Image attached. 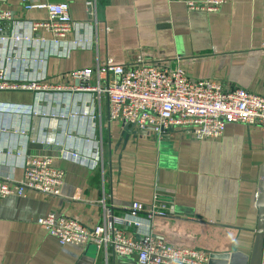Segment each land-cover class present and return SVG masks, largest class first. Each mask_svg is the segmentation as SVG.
<instances>
[{
    "label": "crops",
    "instance_id": "0c3cea01",
    "mask_svg": "<svg viewBox=\"0 0 264 264\" xmlns=\"http://www.w3.org/2000/svg\"><path fill=\"white\" fill-rule=\"evenodd\" d=\"M23 1L0 0L16 13L0 26V67L25 85L0 91V176L21 181L24 160L47 155L65 180L59 196L28 190L0 197V264H139L110 247L61 245L38 223L53 212L93 228L105 214L122 219L136 206L168 216L148 221L143 211L141 228L119 226L129 237L150 233L204 251L209 260L234 252L249 256L264 127L229 123L214 140L179 128L158 136L111 121L106 96L68 88L76 84L74 71L145 62L264 94V0H227L214 13L174 0H25L69 4L73 27L59 44L46 31L31 30L30 22L48 13L25 10ZM18 35L31 40L18 41ZM33 84L65 90L30 89Z\"/></svg>",
    "mask_w": 264,
    "mask_h": 264
},
{
    "label": "built area",
    "instance_id": "2783aa9c",
    "mask_svg": "<svg viewBox=\"0 0 264 264\" xmlns=\"http://www.w3.org/2000/svg\"><path fill=\"white\" fill-rule=\"evenodd\" d=\"M183 2L191 11L217 12L227 0H174ZM25 10H46L48 18L31 21L33 32L50 34V41L59 44L72 30L73 19L69 4L22 3ZM16 13L0 2V23L12 21ZM1 29V28H0ZM29 41V37L16 36ZM49 40H47L48 42ZM75 44L81 43L76 40ZM76 84L69 91H95L108 98L111 121L134 125L138 130L160 135L165 129H184L198 140L220 138L229 123L264 127V94L240 87H224L207 79H191L179 68L162 67L140 62L133 66L108 63L73 72ZM92 79L96 84H92ZM40 91H63L60 85H30ZM25 88L6 77L0 67V91ZM65 157L81 159L80 153L67 151ZM21 181L0 176V197L24 196L28 190L59 196L65 180L63 170L53 165L47 155L28 156L23 162ZM148 211V221L154 214L168 216L166 210L136 206L127 217L118 219L104 215L103 222L93 228L79 220L59 216L53 212L38 219L46 232L61 245L94 244L106 251L110 247L116 255L134 256L139 264H209V256L199 249L155 240L150 233L142 239L129 237L119 226L132 224L142 227L139 214ZM106 216V217H105ZM261 264H264V256Z\"/></svg>",
    "mask_w": 264,
    "mask_h": 264
},
{
    "label": "water",
    "instance_id": "95a60500",
    "mask_svg": "<svg viewBox=\"0 0 264 264\" xmlns=\"http://www.w3.org/2000/svg\"><path fill=\"white\" fill-rule=\"evenodd\" d=\"M9 25L10 21H4L0 23V26ZM127 127L134 128V125L124 123ZM257 208L258 218L255 229V239L252 247L251 254L249 256H243L239 253L223 254L211 256L209 264H261L263 259V245H264V162L260 168L259 183L257 191ZM217 258V261L215 260Z\"/></svg>",
    "mask_w": 264,
    "mask_h": 264
}]
</instances>
